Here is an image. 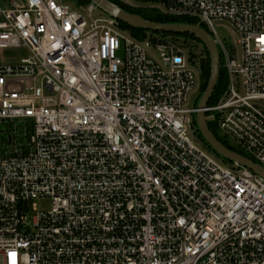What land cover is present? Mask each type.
Returning a JSON list of instances; mask_svg holds the SVG:
<instances>
[{
    "label": "built area",
    "instance_id": "1",
    "mask_svg": "<svg viewBox=\"0 0 264 264\" xmlns=\"http://www.w3.org/2000/svg\"><path fill=\"white\" fill-rule=\"evenodd\" d=\"M117 1L205 25L227 73L207 117L264 164V0ZM188 43L0 0V264H264V179L198 139Z\"/></svg>",
    "mask_w": 264,
    "mask_h": 264
},
{
    "label": "water",
    "instance_id": "2",
    "mask_svg": "<svg viewBox=\"0 0 264 264\" xmlns=\"http://www.w3.org/2000/svg\"><path fill=\"white\" fill-rule=\"evenodd\" d=\"M90 5L96 6L100 12L134 29L167 35H189L198 39L209 54L210 75L206 90L202 94H199L201 98L198 105L195 106V108L198 109V112L194 115L197 137L201 135L204 140V142L200 141L202 145L221 161L235 167L248 169L255 175L264 179L263 163L257 160L254 161L249 157L231 150L220 142L216 135L210 130L209 123H212V121L207 117L205 108H207L214 95L221 72V51L212 34L200 24L159 22L146 19L139 14L125 10L111 0H90ZM205 61L206 59L203 60V65Z\"/></svg>",
    "mask_w": 264,
    "mask_h": 264
},
{
    "label": "trees",
    "instance_id": "3",
    "mask_svg": "<svg viewBox=\"0 0 264 264\" xmlns=\"http://www.w3.org/2000/svg\"><path fill=\"white\" fill-rule=\"evenodd\" d=\"M72 1H75L77 5H88L90 4V0H72ZM115 3H117L118 5H120L121 7H123L125 10L131 12V13H136V14H139L141 16H143L144 18L146 19H151V20H154V21H159V22H186V23H191V24H200L202 27H204L206 30L207 28L205 27V25H203L202 23H200L198 20L196 19H191V18H175V17H168V16H165L163 14H160L158 13L157 11L155 10H145V9H136V8H132V7H129L125 4H122L121 2L117 1V0H111ZM121 26L128 30L135 38L139 39V40H144L146 39L147 37L149 36H154V35H157V36H161V37H176V38H184L185 40H187L189 43H188V46H190V49L191 47H198V46H202L203 48V53L205 54V64L203 65L204 67V70H203V73H202V83H201V86H200V94H202L205 90H206V87H207V84H208V80H209V75H210V61H209V54L206 50V48L201 44V42L196 39L195 37H192V36H189V35H167V34H161V33H155V32H149V31H144V30H140V29H134V28H131L129 27L128 25L124 24V23H121ZM191 44H194V45H191ZM190 53H191V50H190ZM224 64V58H223V54L221 52V72H220V78H219V81H218V85L215 89V92H214V95L210 101V104H212L214 101H216L220 95L223 93L226 85H227V73H226V70L223 66ZM209 127H210V130L216 135V137L218 138V140L220 142H222L224 145H226L228 148H230L231 150L233 151H236L246 157H249L250 159L256 161V159L253 157V156H250L244 152H241L237 149H235L234 147H232L231 145H229L223 138L220 137V135L218 134V131L215 127V125L213 123H209ZM198 139L200 141H203V138L201 135H199Z\"/></svg>",
    "mask_w": 264,
    "mask_h": 264
},
{
    "label": "rangeland",
    "instance_id": "4",
    "mask_svg": "<svg viewBox=\"0 0 264 264\" xmlns=\"http://www.w3.org/2000/svg\"><path fill=\"white\" fill-rule=\"evenodd\" d=\"M73 4L77 5L75 1H72ZM219 35L222 38H228L229 36L233 37V34L230 33V31L228 30H222V29H218ZM198 49V48H197ZM196 49V50H197ZM23 53V51L21 50H8L5 52V55H10V54H17V53ZM201 96H196V98H192L190 103L194 106H197L199 101H200ZM36 206L39 210H48L51 208L52 206V202L51 200H41V201H37L36 202Z\"/></svg>",
    "mask_w": 264,
    "mask_h": 264
}]
</instances>
